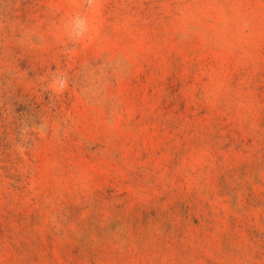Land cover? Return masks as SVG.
<instances>
[{
  "label": "rangeland",
  "instance_id": "374dc122",
  "mask_svg": "<svg viewBox=\"0 0 264 264\" xmlns=\"http://www.w3.org/2000/svg\"><path fill=\"white\" fill-rule=\"evenodd\" d=\"M0 264H264V0H0Z\"/></svg>",
  "mask_w": 264,
  "mask_h": 264
}]
</instances>
